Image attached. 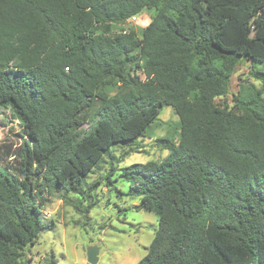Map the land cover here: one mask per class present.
<instances>
[{
    "label": "trees",
    "instance_id": "1",
    "mask_svg": "<svg viewBox=\"0 0 264 264\" xmlns=\"http://www.w3.org/2000/svg\"><path fill=\"white\" fill-rule=\"evenodd\" d=\"M242 65L260 87L228 98ZM163 107L177 142L119 175L157 217L137 264H264V0H0V112L19 127L0 144V264H30L49 197L83 195Z\"/></svg>",
    "mask_w": 264,
    "mask_h": 264
},
{
    "label": "rangeland",
    "instance_id": "2",
    "mask_svg": "<svg viewBox=\"0 0 264 264\" xmlns=\"http://www.w3.org/2000/svg\"><path fill=\"white\" fill-rule=\"evenodd\" d=\"M153 14L145 10L123 28L139 31ZM249 87L259 88L260 83L248 74V66H239L231 78L228 98L239 90L246 92ZM18 134L16 121L8 118V112H0V144L17 145ZM178 135V117L172 108L163 107L139 142L142 148L134 151L127 146L112 147L110 155L104 156L99 167L87 176L83 195L69 194L67 198L71 203H65L61 192L50 196L42 213L55 222V228L40 233L25 259L30 264H51L52 261L54 264H89L86 251L93 246L98 250L96 264H137L146 255L157 217L151 211H136L139 199L129 194L130 184L119 176L120 169L135 163L162 161L167 151L158 141L164 138L177 142ZM111 170L113 173L109 175ZM107 176L114 180L111 185ZM89 203L95 205L87 215L73 207L85 208Z\"/></svg>",
    "mask_w": 264,
    "mask_h": 264
},
{
    "label": "water",
    "instance_id": "3",
    "mask_svg": "<svg viewBox=\"0 0 264 264\" xmlns=\"http://www.w3.org/2000/svg\"><path fill=\"white\" fill-rule=\"evenodd\" d=\"M97 254H98V250L95 247L93 246L88 247L86 251L87 262L89 264H96L98 261Z\"/></svg>",
    "mask_w": 264,
    "mask_h": 264
},
{
    "label": "built area",
    "instance_id": "4",
    "mask_svg": "<svg viewBox=\"0 0 264 264\" xmlns=\"http://www.w3.org/2000/svg\"><path fill=\"white\" fill-rule=\"evenodd\" d=\"M134 18H135V17L131 18L130 20H134ZM130 20H128V21H130ZM128 21H127V22H128Z\"/></svg>",
    "mask_w": 264,
    "mask_h": 264
}]
</instances>
